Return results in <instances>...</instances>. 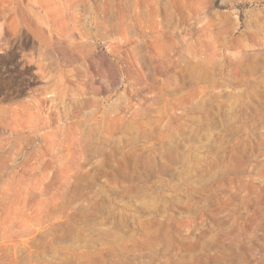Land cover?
I'll return each instance as SVG.
<instances>
[{
  "label": "rangeland",
  "instance_id": "rangeland-1",
  "mask_svg": "<svg viewBox=\"0 0 264 264\" xmlns=\"http://www.w3.org/2000/svg\"><path fill=\"white\" fill-rule=\"evenodd\" d=\"M0 264H264V0H0Z\"/></svg>",
  "mask_w": 264,
  "mask_h": 264
}]
</instances>
